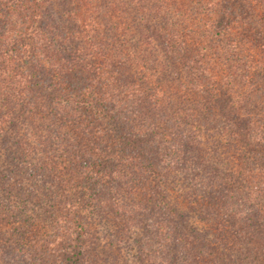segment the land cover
I'll use <instances>...</instances> for the list:
<instances>
[{
	"label": "trees",
	"instance_id": "1",
	"mask_svg": "<svg viewBox=\"0 0 264 264\" xmlns=\"http://www.w3.org/2000/svg\"><path fill=\"white\" fill-rule=\"evenodd\" d=\"M0 264H264V0H0Z\"/></svg>",
	"mask_w": 264,
	"mask_h": 264
}]
</instances>
